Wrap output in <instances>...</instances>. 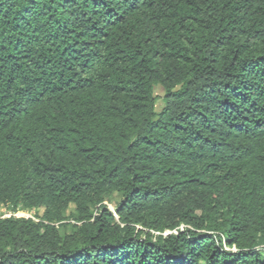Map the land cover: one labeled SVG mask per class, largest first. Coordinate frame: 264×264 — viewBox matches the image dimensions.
Wrapping results in <instances>:
<instances>
[{"label":"trees","instance_id":"trees-1","mask_svg":"<svg viewBox=\"0 0 264 264\" xmlns=\"http://www.w3.org/2000/svg\"><path fill=\"white\" fill-rule=\"evenodd\" d=\"M2 208L0 264H264V0H0Z\"/></svg>","mask_w":264,"mask_h":264},{"label":"rangeland","instance_id":"rangeland-1","mask_svg":"<svg viewBox=\"0 0 264 264\" xmlns=\"http://www.w3.org/2000/svg\"><path fill=\"white\" fill-rule=\"evenodd\" d=\"M162 94H163L162 90L159 87H156L155 88V91H154V95L157 98V101H156V108L157 109L160 108ZM115 200L116 199H114V200H112V201H110L108 203H105V205L110 209V211H113L114 204H115ZM9 216L32 218L33 217V212H23V211H19L17 213H12V212H9L8 210H6L5 208H2L0 210V217L1 218L9 217Z\"/></svg>","mask_w":264,"mask_h":264},{"label":"built area","instance_id":"built-area-1","mask_svg":"<svg viewBox=\"0 0 264 264\" xmlns=\"http://www.w3.org/2000/svg\"><path fill=\"white\" fill-rule=\"evenodd\" d=\"M262 249H263V251H264V247H263Z\"/></svg>","mask_w":264,"mask_h":264}]
</instances>
